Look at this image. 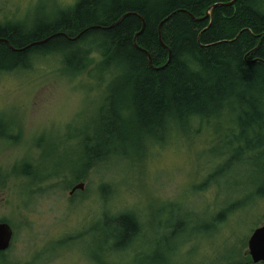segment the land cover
<instances>
[{"label":"rangeland","instance_id":"rangeland-1","mask_svg":"<svg viewBox=\"0 0 264 264\" xmlns=\"http://www.w3.org/2000/svg\"><path fill=\"white\" fill-rule=\"evenodd\" d=\"M77 1L0 0V25L34 27ZM58 62L36 56L32 69L0 71V219L15 234L5 259L253 264L247 239L264 223V151L244 150L254 134L229 115L195 134L194 124L171 133L167 120L160 129L133 120L122 132L119 88L106 73L65 74ZM92 160L85 189L69 196ZM121 213L138 219L139 233L117 249Z\"/></svg>","mask_w":264,"mask_h":264},{"label":"trees","instance_id":"trees-1","mask_svg":"<svg viewBox=\"0 0 264 264\" xmlns=\"http://www.w3.org/2000/svg\"><path fill=\"white\" fill-rule=\"evenodd\" d=\"M229 1L78 0L34 27L0 25V71L30 68L36 56L57 58L65 74L99 70L119 88L114 122L122 132L133 120L154 129L167 120L171 133L194 124L195 134L202 122L229 115L259 140L244 150L264 151V0H235L202 18ZM94 165L87 162L76 181ZM116 222L121 242L139 228L127 213Z\"/></svg>","mask_w":264,"mask_h":264},{"label":"water","instance_id":"water-1","mask_svg":"<svg viewBox=\"0 0 264 264\" xmlns=\"http://www.w3.org/2000/svg\"><path fill=\"white\" fill-rule=\"evenodd\" d=\"M235 0H230L228 3H217L211 6V9H213L215 6L219 5H228L233 3ZM80 34H78L76 37L71 38L72 40H76L79 37ZM137 35V34H136ZM136 35L134 36V42L136 39ZM45 40H42L37 43L44 42ZM28 47V46H27ZM169 51V50H168ZM170 52V51H169ZM170 53L168 54V59ZM149 65H151V60L149 59ZM84 183L80 182L75 184L71 190L69 191V194H72L75 190L83 189ZM12 230L10 226L7 223H0V250H5L8 248L10 240H11ZM247 249L248 254L251 258V261L255 264L257 263H264V223L260 224L258 227H256L250 234V236L247 239Z\"/></svg>","mask_w":264,"mask_h":264},{"label":"flooded vegetation","instance_id":"flooded-vegetation-1","mask_svg":"<svg viewBox=\"0 0 264 264\" xmlns=\"http://www.w3.org/2000/svg\"><path fill=\"white\" fill-rule=\"evenodd\" d=\"M84 189H85V185H84ZM83 189V190H84ZM83 190H81V191H83ZM78 190H76L75 192H73L71 195H69V196H73L76 192H77ZM137 219V218H136ZM137 221H138V219H137ZM139 222V221H138ZM138 222H137V226H138ZM0 223H7L9 226H10V228H11V230H12V235H11V240H10V243H9V246H8V248L7 249H5V250H0V264H8L9 262H10V260H8V259H5L6 257H5V255H6V252L9 250V248H10V246H11V244H12V242H13V238H14V230H13V228H12V225L10 224V221H8L7 219L5 220V219H0ZM15 261V262H14ZM23 260H13V262H10L11 264H21V262H22Z\"/></svg>","mask_w":264,"mask_h":264},{"label":"bare ground","instance_id":"bare-ground-1","mask_svg":"<svg viewBox=\"0 0 264 264\" xmlns=\"http://www.w3.org/2000/svg\"><path fill=\"white\" fill-rule=\"evenodd\" d=\"M211 10H212V9H211V7H210L209 10H207L206 14H205L202 18L206 17L207 14L211 13ZM145 53L147 54L148 62H149L150 55H149V53H148L147 51H146ZM256 61H257L256 59H252V62H256ZM138 233H139V228H138V230H137L135 233H132V234L127 235V236L123 239L122 242L119 240L118 242H119L120 244L117 245V249H120V248L122 247V246H119V245H129L130 243H132L133 238H135V237L138 235Z\"/></svg>","mask_w":264,"mask_h":264}]
</instances>
